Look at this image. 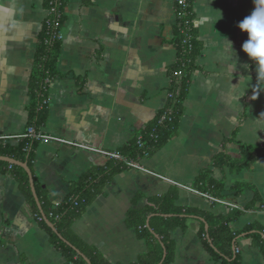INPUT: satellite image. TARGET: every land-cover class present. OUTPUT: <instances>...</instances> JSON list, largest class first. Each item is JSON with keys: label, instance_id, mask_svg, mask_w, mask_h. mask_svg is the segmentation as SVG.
Wrapping results in <instances>:
<instances>
[{"label": "crops", "instance_id": "1", "mask_svg": "<svg viewBox=\"0 0 264 264\" xmlns=\"http://www.w3.org/2000/svg\"><path fill=\"white\" fill-rule=\"evenodd\" d=\"M253 2L193 0L201 50L175 136L135 162L137 168L115 174L72 225L110 264H137L147 254L148 245L138 236V212L148 198L172 186L179 188L178 206L216 215L240 211L230 224L234 230L253 224L264 228V163L240 173L213 166L218 154L236 160L241 147L264 144V68L240 52L246 34L236 26L251 13ZM65 3L59 76L49 84L47 117L39 127L53 140L38 142L32 167L34 185L54 205L88 171L121 159L122 149L154 122L167 103L177 60L174 0ZM47 15L45 0H0V137L20 136L31 125L30 79ZM203 171L224 180L221 197L194 190ZM239 185L246 188L234 194ZM253 200V208L246 209ZM198 219L171 233L169 264H219L201 243ZM235 246L241 264H264L247 234L239 235ZM0 264H71L52 245L7 172H0Z\"/></svg>", "mask_w": 264, "mask_h": 264}, {"label": "trees", "instance_id": "2", "mask_svg": "<svg viewBox=\"0 0 264 264\" xmlns=\"http://www.w3.org/2000/svg\"><path fill=\"white\" fill-rule=\"evenodd\" d=\"M187 2L185 14L177 18L174 23V45L177 51V60L167 90L169 97L165 107L158 112L154 122L122 149L121 159H110L104 167L92 169L79 180L71 183L66 197L59 204L50 203L46 198L45 190L35 186L44 216L53 224L57 233L85 255L91 264L110 263L101 254L86 245L73 232L72 225L80 218L88 204L102 193L105 185L112 177L129 168L125 161L135 163L143 157L150 156L164 146L177 132L190 85V74L201 50L197 40L196 27L193 25L195 20L193 0H187ZM65 5V0H45L46 11L50 12L51 8H54L55 12L46 16L40 29L30 79L32 99L29 109L30 126L36 131H39V127L45 123L47 117L48 103H44V101H47L48 98L49 84L59 76L57 60L60 55L61 40L56 39L55 35L57 30L61 29L64 21ZM187 37L189 39L187 43H184L183 40ZM188 44L191 45L190 49H188ZM178 71L182 72L180 76L175 75ZM47 79L50 80L49 83L45 82ZM162 118L163 121L160 124L159 121ZM139 138L140 144L138 143ZM37 144L38 141L30 137L19 138L15 144L0 141V156L26 163L32 172L33 153ZM240 153V158L236 160L224 154H218L214 158L213 166L220 170L223 167H228L231 173H240L248 170L255 162L264 163V144L243 146ZM0 172H7L17 180L32 208L35 219L40 227L48 233L52 245L71 264H85L75 251L62 242L58 235L45 223L31 193L26 172L20 167L4 162H0ZM239 187V190L234 191V194H240L246 188L245 185H239ZM223 189L224 180L214 178L210 171H203L194 185L196 192L217 198L222 196ZM178 198L179 188L172 186L165 194L148 198L146 205L138 212L137 216L140 218L136 223L139 226L138 236L148 245V252L137 264H158L162 260L163 249L166 256L162 264H169L173 259L171 233L178 228H184L190 218H201L207 224V232L204 230L203 223L200 224L199 236L204 249L215 262L219 264H241L239 252H235V240L242 234H247L254 246H257L264 255V228L262 226L253 224L239 231L230 226L240 215V211H233L228 215H216L194 208L178 206L176 204ZM255 204L256 201L253 200L246 206V209L253 208ZM154 234L159 237L160 241L155 238Z\"/></svg>", "mask_w": 264, "mask_h": 264}, {"label": "clouds", "instance_id": "3", "mask_svg": "<svg viewBox=\"0 0 264 264\" xmlns=\"http://www.w3.org/2000/svg\"><path fill=\"white\" fill-rule=\"evenodd\" d=\"M246 39L240 47V52L258 67L264 68V0H254L253 9L237 25ZM230 47V41H225Z\"/></svg>", "mask_w": 264, "mask_h": 264}, {"label": "built area", "instance_id": "4", "mask_svg": "<svg viewBox=\"0 0 264 264\" xmlns=\"http://www.w3.org/2000/svg\"><path fill=\"white\" fill-rule=\"evenodd\" d=\"M188 5L187 0H174V7H175V21L177 18L182 17L185 14V9ZM55 12L54 8H51L49 13H53ZM59 16V14H57ZM55 25H58V23ZM193 25L195 27V20L193 21ZM56 39H60L61 40V29L57 30L56 35H55ZM189 37H187L186 39L183 40L184 43H187ZM191 48V45L188 44V49ZM182 74L181 71L176 72V76H180ZM46 83H49L50 80H46ZM167 97H169V94L167 93ZM48 101V100H47ZM47 101H44V103H48ZM163 121V118L159 121V123L161 124ZM23 137H30L38 142L41 143H48L50 141H52L53 139L47 135H44L42 132L40 131H36L32 126L27 127L26 131L24 134L20 135V136H15V137H0V141H3L4 143H8L14 140H18L19 138H23ZM56 141L64 144V145H69V146H73V147H78V145L74 142L71 141H67L64 139H55ZM138 143H141V140L139 138ZM113 157L115 158H119V156L112 154ZM120 159V158H119ZM125 164L129 167V168H137V165L134 162H129V161H125ZM236 253H238V250L235 251Z\"/></svg>", "mask_w": 264, "mask_h": 264}, {"label": "water", "instance_id": "5", "mask_svg": "<svg viewBox=\"0 0 264 264\" xmlns=\"http://www.w3.org/2000/svg\"><path fill=\"white\" fill-rule=\"evenodd\" d=\"M0 162H4V163H7L9 165H12V166H16V167H20L22 168L27 176H28V180H29V184H30V189H31V193L34 197V200L36 202V205H37V208L39 209L40 213L42 214L43 216V219L45 221V223L47 224V226L55 233L58 235L59 239L64 242L66 245H68L70 248H72L75 253L85 262V264H91L90 260L85 256L83 255L79 250H77L74 246H72L69 242H67L66 240H64L56 231L55 227L53 226V224L44 216V214L42 213V209H41V205L39 203V200H38V197H37V194H36V189H35V185H34V180H33V175H32V172L30 170V168L28 167V165L26 163H23V162H19V161H16L14 159H11V158H8V157H4V156H0ZM200 222H203L204 221L202 219H198ZM204 229L205 231L207 232L208 231V226L206 223H204ZM151 232L153 233V231L151 230ZM157 238V236H156ZM210 242V241H209ZM211 244V242H210ZM164 253H163V258L161 260V262L159 264H161L163 262V259L165 258V250L163 249Z\"/></svg>", "mask_w": 264, "mask_h": 264}]
</instances>
